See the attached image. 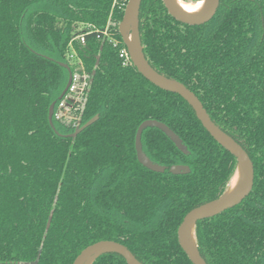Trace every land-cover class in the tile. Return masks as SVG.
Listing matches in <instances>:
<instances>
[{"label": "trees", "instance_id": "16d2710c", "mask_svg": "<svg viewBox=\"0 0 264 264\" xmlns=\"http://www.w3.org/2000/svg\"><path fill=\"white\" fill-rule=\"evenodd\" d=\"M197 2L199 0H183ZM128 0H0V264H73L88 246L113 241L142 264H192L177 230L192 209L227 189L236 159L177 94L159 89L131 63L118 32ZM108 28L115 44L102 37ZM143 54L183 84L213 123L248 154L253 187L236 206L195 225L206 264H264V0H219L201 25L173 19L162 0H142ZM83 35L84 44L74 40ZM72 56V57H71ZM71 58L80 64L77 70ZM72 74L86 77L80 100H58ZM62 136L96 121L73 138ZM156 120L187 147L182 154ZM186 165V175H172ZM92 264H126L114 253Z\"/></svg>", "mask_w": 264, "mask_h": 264}, {"label": "water", "instance_id": "95a60500", "mask_svg": "<svg viewBox=\"0 0 264 264\" xmlns=\"http://www.w3.org/2000/svg\"><path fill=\"white\" fill-rule=\"evenodd\" d=\"M141 1L142 0H128L123 12L122 20L118 26V32L122 39V43L127 50L131 64L139 74H141L154 86L164 91L179 95L191 107V109L195 113L196 118L199 120L202 127L209 133V135L220 146H222L226 151L234 156V158L236 159V169L227 185V189L232 179L236 175L237 170L239 168L242 170L239 188L233 195L227 198H223L227 191L226 189L223 195L217 200L200 205L189 211L184 216L181 224L178 227V243L190 262L192 264H206L197 248L195 238V225L200 220L214 217L236 206L248 196L253 187V164L246 151L232 137L227 135L213 123L201 102L190 90H188L183 84L157 73L149 65L143 54L139 32V10ZM202 1H205V8L202 13L196 16H190L181 12V10H179V8L176 6L174 0H162V3L168 14L176 21L187 25H201L208 22L215 15L219 6V0ZM60 65L67 70L68 80L58 100H62V98L65 96L72 80V72L69 65ZM55 105L56 102H53L49 107L48 122L51 129L58 136L73 138L96 121V117L92 118L83 126H80L74 133L62 136L55 130L53 125ZM148 128H156L160 130L174 144L177 150H179L184 155L189 154L187 147L183 144L181 139L166 125L156 120H146L139 125L135 135L134 143L137 161L144 168L152 172L161 174L166 171V167L151 161L143 151L141 137L142 133ZM168 172L172 175H186L190 172V169L186 165H173L168 169ZM192 240L194 241V245L192 243ZM106 253H114L121 256L125 260L126 264H142L125 246L113 241L105 240L96 242L86 247L77 256L73 264H86L89 260H91L90 264H92V262L97 257Z\"/></svg>", "mask_w": 264, "mask_h": 264}, {"label": "built area", "instance_id": "2783aa9c", "mask_svg": "<svg viewBox=\"0 0 264 264\" xmlns=\"http://www.w3.org/2000/svg\"><path fill=\"white\" fill-rule=\"evenodd\" d=\"M125 7H126V5L119 4L118 9L119 10H121L123 8L125 9ZM96 38L97 39L103 38V39H107L108 42H112L114 44L116 43L114 38L110 35L108 28H106L103 31L102 37H100V35H97ZM74 40L79 41L80 44L85 43V39H84L83 35H79V36L75 37ZM119 58L122 60L123 65L131 63L126 48H122L119 51ZM85 82H86V77H81L78 74H72L71 84H70V87H69L67 93L65 94V98H68L69 100H73L74 103L79 101L80 95L85 88ZM64 108H65V102L62 101L58 105V111L54 114L56 118H59L61 115L68 114V113H64V110H63Z\"/></svg>", "mask_w": 264, "mask_h": 264}, {"label": "bare ground", "instance_id": "6f19581e", "mask_svg": "<svg viewBox=\"0 0 264 264\" xmlns=\"http://www.w3.org/2000/svg\"><path fill=\"white\" fill-rule=\"evenodd\" d=\"M176 6L183 12L184 14L190 15V16H196L203 12L205 8V1L199 0L197 2H185L183 0H174ZM242 176V170L239 168L237 170L236 175L232 179L230 185L228 186V189L223 196V198H227L231 195H233L239 188L240 181ZM192 243L194 245V241L192 240ZM89 260L86 264H90Z\"/></svg>", "mask_w": 264, "mask_h": 264}, {"label": "rangeland", "instance_id": "374dc122", "mask_svg": "<svg viewBox=\"0 0 264 264\" xmlns=\"http://www.w3.org/2000/svg\"><path fill=\"white\" fill-rule=\"evenodd\" d=\"M71 60H72V64H73V66L75 67V68H77V70L80 68V64L78 63V61H76V59H74V58H71ZM79 96V95H78ZM71 98V97H70ZM79 99V98H78ZM70 109V107L69 108H67L66 106H65V108L63 109L64 110V113H69L68 111H70L69 110Z\"/></svg>", "mask_w": 264, "mask_h": 264}]
</instances>
